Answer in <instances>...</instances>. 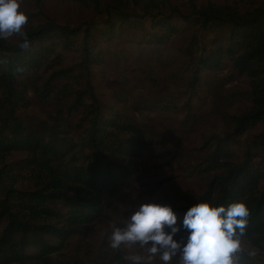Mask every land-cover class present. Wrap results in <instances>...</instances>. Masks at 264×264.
I'll return each mask as SVG.
<instances>
[{
	"label": "rangeland",
	"instance_id": "rangeland-1",
	"mask_svg": "<svg viewBox=\"0 0 264 264\" xmlns=\"http://www.w3.org/2000/svg\"><path fill=\"white\" fill-rule=\"evenodd\" d=\"M195 1L197 5L207 1L229 2L242 11L264 6V0ZM20 10L29 17L25 29L50 19L71 26L88 23L96 34L98 28L104 27L103 20L107 17L91 5L83 6L73 0H21ZM124 10L130 14L129 19L113 22L109 39L96 35L98 42L94 50H100L102 56L98 64H89L88 79L104 114L110 109L118 111L123 118L143 129L145 148L136 160L138 171L118 192L102 197L103 215L93 223L78 226L65 246L50 255L48 262L32 259L21 264H91L99 251L106 256L104 264H128L124 255L139 250L138 246L112 249L108 240L111 225L115 222L117 226H123L132 210L142 203L155 202L173 207L193 202L204 191L214 172L203 171L205 158L216 147L214 138L231 133L232 116L251 107V79L238 74L233 60L227 55H223L218 67L200 69L196 85L190 86L196 59L203 50L225 47L226 29L196 28L194 23L181 17L189 11L187 0H161L159 7L149 12L167 16L166 20H171L175 30L166 31L165 39L159 42L150 35L160 34L164 28L151 27L150 14H144L139 6L134 8L132 4L124 6ZM80 38L78 35L76 44L69 49L56 46L43 66L29 74L31 80L27 82L28 90L24 95L27 105L15 110V115L26 126L33 127L38 136L63 145L76 143L88 125L82 109L71 106L75 92L86 85V72L80 65ZM17 40L18 37L13 36L5 41L14 44ZM60 69L68 70L70 78H54L51 85L56 90L48 98L39 97L35 89L52 71ZM82 101L90 102L89 95L84 94ZM263 127L259 122L227 140L233 161H241L243 152L249 148L259 153L252 161L259 160L261 152L253 147V141ZM83 152L87 153L88 149ZM30 157L29 152L16 150L5 157L4 163ZM24 174L16 187L33 190L35 177L27 171ZM260 185L262 187L264 182ZM49 205L64 210L56 201L50 200ZM175 213L177 220L183 219L185 214ZM6 222L7 219H0V232ZM49 241L54 242L53 239ZM244 243L253 246L246 239ZM255 248L259 254L250 264H262L264 252ZM25 251L34 254L38 247L28 246Z\"/></svg>",
	"mask_w": 264,
	"mask_h": 264
},
{
	"label": "trees",
	"instance_id": "trees-1",
	"mask_svg": "<svg viewBox=\"0 0 264 264\" xmlns=\"http://www.w3.org/2000/svg\"><path fill=\"white\" fill-rule=\"evenodd\" d=\"M73 1L106 13L104 27L94 34V27L87 22L86 26H71L49 19L24 29L30 42L27 50L18 47L19 38L14 44L0 39V219H7L0 232V264H21L32 259L48 262L50 255L65 246L78 226L93 223L103 215L102 197L115 194L136 175V160L145 148L142 128L123 118L118 111L110 109L104 114L92 92L88 66L101 61V51L94 50L96 35L109 39L113 22L129 19L124 6H139L148 15L150 10L159 7L161 0ZM187 6L189 11L181 16L183 20L194 23L196 28L226 29L227 32L225 47L203 50L196 59L190 86L196 85L200 69L218 67L223 55H227L238 74L251 79L252 104L247 111L232 116L231 133L214 138L216 147L205 158L203 167V171L214 172L204 191L193 202L172 209L186 213L200 201L227 207L231 202L243 200L251 212L244 239L264 252V185H260L264 182V127L253 141V147L261 152L256 163L252 159L259 153L246 149L243 159L235 162L227 146V140L233 135H240L259 122L264 126V6L242 11L229 2L207 1L197 5L195 0H187ZM149 18L151 27L164 28L160 34L150 35L155 41L162 42L166 31L175 30L171 20H166L167 16L150 14ZM78 35H81L78 46L86 85L75 92L71 106L82 109L88 125L76 143L63 145L38 136L33 127L26 126L15 115V110L27 105L24 95L28 90L27 82L31 80L29 74L43 66L56 46L62 49L74 46ZM70 76L65 69L52 71L35 91L39 97L48 98L56 90L51 85L52 80ZM84 94L89 95L90 102L82 101ZM83 149L88 152L84 153ZM16 150H25L31 157L4 163L5 157ZM24 171L35 177L33 190L16 187L17 181L25 176ZM50 200L58 202L64 210L53 209ZM182 222L183 219L177 220L178 225L182 226ZM182 234L186 236V232ZM28 246L38 247V252H26ZM102 252H98L91 264L105 263L106 256Z\"/></svg>",
	"mask_w": 264,
	"mask_h": 264
},
{
	"label": "clouds",
	"instance_id": "clouds-1",
	"mask_svg": "<svg viewBox=\"0 0 264 264\" xmlns=\"http://www.w3.org/2000/svg\"><path fill=\"white\" fill-rule=\"evenodd\" d=\"M20 9L21 0H0V39L18 37V47L27 50L29 17ZM250 215L243 200L227 207L200 201L186 211L181 226L170 205L146 202L123 226L114 222L108 240L114 250L138 246L124 255L128 264H250L259 254L244 243Z\"/></svg>",
	"mask_w": 264,
	"mask_h": 264
}]
</instances>
